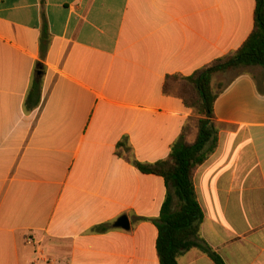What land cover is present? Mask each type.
<instances>
[{
    "label": "crops",
    "instance_id": "crops-1",
    "mask_svg": "<svg viewBox=\"0 0 264 264\" xmlns=\"http://www.w3.org/2000/svg\"><path fill=\"white\" fill-rule=\"evenodd\" d=\"M255 7L0 0V264H160L166 182L120 146L143 164L169 157L194 114L168 78L237 51ZM244 68L213 78L218 148L194 184L202 239L226 264H264V67ZM179 264L214 262L192 250Z\"/></svg>",
    "mask_w": 264,
    "mask_h": 264
},
{
    "label": "trees",
    "instance_id": "trees-1",
    "mask_svg": "<svg viewBox=\"0 0 264 264\" xmlns=\"http://www.w3.org/2000/svg\"><path fill=\"white\" fill-rule=\"evenodd\" d=\"M49 38L48 24L44 22L41 40L43 42ZM248 66L264 67V0H256L254 29L237 51L214 61L190 77L168 78L165 93L179 96L195 116L190 125L184 127L169 157L154 164H143L133 159L126 145L120 146L126 149L118 154L142 174L158 176L166 182L168 193L156 223L160 264H179L181 257L192 250L208 256L214 264H226L201 237L204 215L198 203L194 177L218 148L219 131L214 104L220 92L214 91L213 78L217 74ZM177 82L183 84L185 93L173 91L171 85ZM38 86L39 83H34L32 88L35 90ZM190 126L198 130L192 143L188 141Z\"/></svg>",
    "mask_w": 264,
    "mask_h": 264
},
{
    "label": "rangeland",
    "instance_id": "rangeland-1",
    "mask_svg": "<svg viewBox=\"0 0 264 264\" xmlns=\"http://www.w3.org/2000/svg\"><path fill=\"white\" fill-rule=\"evenodd\" d=\"M245 69H246V68L241 67V68H238V69H234V70H232V72H231L230 76L228 77V79L231 78V77H233L235 74H238V73H240V72L245 71ZM228 79H227V80H228ZM172 85H173V86H172L173 91H175V92H179V93H185V92H186V89L183 88L184 86H183L182 83H178V82H177V83H173ZM194 117H195V116H194ZM192 128H195V126L192 127ZM193 131H194V130H193ZM193 131H192V133H193Z\"/></svg>",
    "mask_w": 264,
    "mask_h": 264
},
{
    "label": "water",
    "instance_id": "water-1",
    "mask_svg": "<svg viewBox=\"0 0 264 264\" xmlns=\"http://www.w3.org/2000/svg\"><path fill=\"white\" fill-rule=\"evenodd\" d=\"M116 227L124 229V230H129L130 229V221H129L128 216H122L118 220Z\"/></svg>",
    "mask_w": 264,
    "mask_h": 264
}]
</instances>
